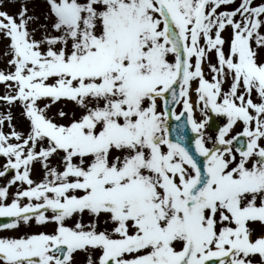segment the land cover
Segmentation results:
<instances>
[{"label": "snow or ice", "instance_id": "snow-or-ice-1", "mask_svg": "<svg viewBox=\"0 0 264 264\" xmlns=\"http://www.w3.org/2000/svg\"><path fill=\"white\" fill-rule=\"evenodd\" d=\"M0 65V264H264V0H0Z\"/></svg>", "mask_w": 264, "mask_h": 264}, {"label": "rangeland", "instance_id": "rangeland-1", "mask_svg": "<svg viewBox=\"0 0 264 264\" xmlns=\"http://www.w3.org/2000/svg\"><path fill=\"white\" fill-rule=\"evenodd\" d=\"M37 2H38V0H37ZM8 10L11 12V11H14L15 8L14 7L13 8H9ZM225 35H227V33H225ZM0 67H2V65H0ZM0 91H3L2 86H0ZM0 111H3V109L0 108ZM177 111H179V108H177ZM13 115L16 117V119L13 121V123L17 125V129L18 130H22L23 127H24V122L19 118L18 110L13 109ZM199 118H200L199 114H197V119H199ZM5 131H7V128H5ZM33 179H39V174L36 171L33 172ZM2 184H3L2 180H0V185H2ZM10 193H11V191H10ZM2 235L15 236V235H17V233H15V232H7V233H2ZM79 259H81V258L79 257Z\"/></svg>", "mask_w": 264, "mask_h": 264}]
</instances>
